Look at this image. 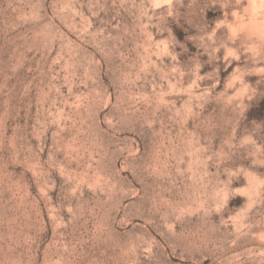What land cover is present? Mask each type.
I'll return each instance as SVG.
<instances>
[{"label": "rangeland", "instance_id": "374dc122", "mask_svg": "<svg viewBox=\"0 0 264 264\" xmlns=\"http://www.w3.org/2000/svg\"><path fill=\"white\" fill-rule=\"evenodd\" d=\"M248 0H0V264H264V36Z\"/></svg>", "mask_w": 264, "mask_h": 264}, {"label": "bare ground", "instance_id": "6f19581e", "mask_svg": "<svg viewBox=\"0 0 264 264\" xmlns=\"http://www.w3.org/2000/svg\"><path fill=\"white\" fill-rule=\"evenodd\" d=\"M248 3L252 17L250 29L264 36V0H248Z\"/></svg>", "mask_w": 264, "mask_h": 264}]
</instances>
